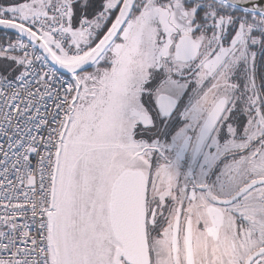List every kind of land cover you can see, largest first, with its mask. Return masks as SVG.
<instances>
[{
	"label": "snow or ice",
	"instance_id": "6c2138e0",
	"mask_svg": "<svg viewBox=\"0 0 264 264\" xmlns=\"http://www.w3.org/2000/svg\"><path fill=\"white\" fill-rule=\"evenodd\" d=\"M0 264H264V0H0Z\"/></svg>",
	"mask_w": 264,
	"mask_h": 264
}]
</instances>
